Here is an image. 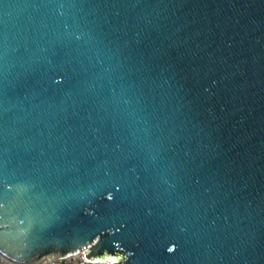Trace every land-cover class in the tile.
Here are the masks:
<instances>
[{"label": "water", "instance_id": "95a60500", "mask_svg": "<svg viewBox=\"0 0 264 264\" xmlns=\"http://www.w3.org/2000/svg\"><path fill=\"white\" fill-rule=\"evenodd\" d=\"M80 241L264 264V0H0V254Z\"/></svg>", "mask_w": 264, "mask_h": 264}, {"label": "built area", "instance_id": "2783aa9c", "mask_svg": "<svg viewBox=\"0 0 264 264\" xmlns=\"http://www.w3.org/2000/svg\"><path fill=\"white\" fill-rule=\"evenodd\" d=\"M86 252H87V249L84 248L82 251H76V254H73L71 256L68 254L60 258L50 257L47 261L39 263V264H91V262H94L96 260L101 261L102 264H112V262L108 259V257L104 258L103 260L88 259L86 257ZM113 258H115L116 264L120 262V257H113ZM0 264H16V263L9 261V259H7L6 257L0 254Z\"/></svg>", "mask_w": 264, "mask_h": 264}, {"label": "snow or ice", "instance_id": "6c2138e0", "mask_svg": "<svg viewBox=\"0 0 264 264\" xmlns=\"http://www.w3.org/2000/svg\"><path fill=\"white\" fill-rule=\"evenodd\" d=\"M83 243H87V241L73 242V244L71 246H63V245H61L60 247H66V250L68 251V254L71 256L73 254H76L75 250L78 247H80V245L83 244ZM95 252H96V250L93 249V254H95ZM108 259L112 262V264H116L115 258L109 257ZM91 264H102V262L99 261V260H96L94 262H91Z\"/></svg>", "mask_w": 264, "mask_h": 264}]
</instances>
